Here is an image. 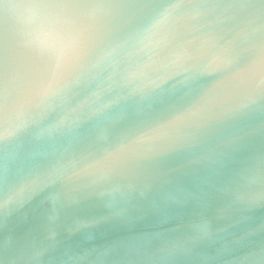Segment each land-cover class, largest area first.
Segmentation results:
<instances>
[{"label": "water", "instance_id": "water-1", "mask_svg": "<svg viewBox=\"0 0 264 264\" xmlns=\"http://www.w3.org/2000/svg\"><path fill=\"white\" fill-rule=\"evenodd\" d=\"M35 3L0 0V78L28 70L16 47V12ZM125 3L133 28L165 11L170 22L139 55L86 72L73 105L97 91L101 102L126 94L124 76L144 65L171 78L142 103L122 100L117 123L93 118L54 154L32 159L29 144L0 145V264H264V198L240 200L237 175L244 156H264V0ZM245 99L247 108L226 111ZM174 121L173 139L154 151L109 159ZM99 127L108 129L106 142L97 140ZM241 137L250 146L244 152ZM72 164L92 167L43 187L54 167ZM34 181L37 195L9 202ZM251 190L264 194V182Z\"/></svg>", "mask_w": 264, "mask_h": 264}, {"label": "clouds", "instance_id": "clouds-1", "mask_svg": "<svg viewBox=\"0 0 264 264\" xmlns=\"http://www.w3.org/2000/svg\"><path fill=\"white\" fill-rule=\"evenodd\" d=\"M12 7L19 9L17 5ZM31 9L16 12L20 20L16 47L28 70L13 69L0 78V145L18 151L29 144L32 151L28 155L32 159L54 154L65 141L70 144L78 139L82 127L93 118L117 123L125 115L122 100L142 103L162 92L171 78L168 73L149 72V65H144L124 76L126 94L101 102L102 94L97 91L73 105V90L86 72L115 69L122 58L149 49L170 22L171 12H162L133 28L125 0H36ZM250 102L245 99L237 109L226 111L247 108ZM176 126L174 121L141 133L122 145L119 152L110 153L109 159L127 151H154L158 144L173 139ZM108 139L107 127H99L97 140ZM249 147L241 137L237 151L244 152ZM240 164L238 198L250 203L264 198V194L251 190L253 185L264 182V156L246 155ZM91 167H54L43 187L78 179L89 174ZM38 190L42 187L35 181L24 184L9 202L18 199L22 204L26 196L30 199ZM209 227L205 223L202 229L207 231Z\"/></svg>", "mask_w": 264, "mask_h": 264}]
</instances>
